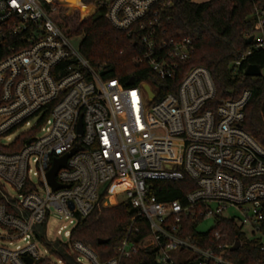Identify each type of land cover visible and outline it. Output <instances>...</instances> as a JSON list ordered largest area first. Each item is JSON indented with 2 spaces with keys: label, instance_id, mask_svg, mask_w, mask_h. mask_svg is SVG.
<instances>
[{
  "label": "built area",
  "instance_id": "built-area-1",
  "mask_svg": "<svg viewBox=\"0 0 264 264\" xmlns=\"http://www.w3.org/2000/svg\"><path fill=\"white\" fill-rule=\"evenodd\" d=\"M53 1L0 0V41L9 50L0 60V264H130L139 253L148 264H236L228 258L234 244L223 243L219 231L206 248L186 234V221L206 233L219 217L264 252V145L243 126L252 92L217 100L202 65L176 84L194 44L168 38L172 0H110L107 19L134 37L135 60L155 75L154 83L127 85L104 78L73 45L51 16ZM252 1L253 44L234 63V76L264 49V0ZM75 147L55 177L65 187L54 190L48 172ZM187 177L195 187L184 200L160 198L161 183ZM118 180L125 184L115 199L126 193L127 200L116 204L135 213L114 256L101 260L71 236L109 184L106 206ZM54 215L69 220L70 230L57 231L69 241L49 238ZM209 219L213 226L200 230Z\"/></svg>",
  "mask_w": 264,
  "mask_h": 264
},
{
  "label": "trees",
  "instance_id": "trees-1",
  "mask_svg": "<svg viewBox=\"0 0 264 264\" xmlns=\"http://www.w3.org/2000/svg\"><path fill=\"white\" fill-rule=\"evenodd\" d=\"M174 8L167 22V36L173 39L190 37L194 50L178 77L190 67H207L214 78L216 99H236L245 90L252 92L245 112L244 128L259 143L264 145V49L255 51L242 66V74L234 76V63L240 59L253 44L246 43L248 35L255 33V3L252 0H172ZM110 0H54L56 10L52 18L62 26L71 37H80V52L91 64L101 68L106 79H117L127 85L133 78L137 83H154L155 75L144 61H136V44L128 32L115 28L107 19L106 11ZM9 54L8 43L0 41V60ZM257 65L263 72L261 76L244 75L249 65ZM25 141V140H24ZM22 143V141H19ZM19 148V147H18ZM17 148V149H18ZM166 192L162 200H184L185 195L195 187V181L187 177L182 181L161 183ZM109 184L101 193L94 210L79 222L72 232V239L91 245L100 256L107 260L114 256L116 247L127 232L135 210L127 203L116 204L112 195L122 188L118 180L108 195ZM116 204V205H114ZM186 234L200 246L209 247L215 232L222 234V242L235 244L241 242L239 249L231 251L229 259L236 264H264V252L258 240H248L241 229L230 219L219 217L217 226L206 233L198 232L194 222L186 221ZM264 234V219L261 223ZM100 239L108 242L100 244ZM207 240V241H206ZM66 257L67 255L63 253ZM62 256V255H61ZM198 259V258H197ZM146 254L139 253L129 259L130 264H148ZM192 264H198L195 260ZM209 264H216L211 262Z\"/></svg>",
  "mask_w": 264,
  "mask_h": 264
},
{
  "label": "water",
  "instance_id": "water-1",
  "mask_svg": "<svg viewBox=\"0 0 264 264\" xmlns=\"http://www.w3.org/2000/svg\"><path fill=\"white\" fill-rule=\"evenodd\" d=\"M253 40V36H250L249 38L246 39V43H251ZM245 74L247 76H261L262 75V70L255 64H251L247 67ZM134 79L131 78L128 82V84H133L134 83ZM146 89L149 91L150 95L152 96L153 93L150 91L149 87L146 86ZM83 129H82V122H79V128H78V132L82 133ZM80 148L79 147H75L71 152L61 156V157H57L54 160L53 166L51 167V169L48 172V180L50 182V184L52 185L53 189H59L62 187H65L64 185L59 184L56 181V174L57 172L66 166L67 164V160L70 156H72L75 152H77ZM108 241L106 239H100L99 243L100 244H104L107 243ZM241 246V242L239 240H237L234 244V246L232 247V251L239 249ZM31 262V260H29Z\"/></svg>",
  "mask_w": 264,
  "mask_h": 264
},
{
  "label": "rangeland",
  "instance_id": "rangeland-1",
  "mask_svg": "<svg viewBox=\"0 0 264 264\" xmlns=\"http://www.w3.org/2000/svg\"><path fill=\"white\" fill-rule=\"evenodd\" d=\"M196 2H204V1H207V0H194ZM72 43L73 45H75L76 47H79L80 46V37L79 36H76V37H72ZM116 199L120 202H123V201H126L127 200V194L126 193H123V194H118L116 195ZM115 205V204H114ZM53 219L54 221L51 222L50 224V231H51V235L49 236L50 239H60V240H63V241H69V238L66 237L64 234H61V235H58L57 234V231L61 228H63L64 231L66 230H70L72 228V226L69 224V220L67 219H64L62 217H60L59 215H54L53 216ZM213 226V220L212 219H209V220H206L205 222H203L201 225H200V230L202 231H207L209 230L211 227ZM65 227V228H64ZM251 229L247 230V231H250ZM39 248L42 252H44V249L45 247L42 246V245H39ZM51 259H55L54 256H51L50 257ZM85 262V260H84Z\"/></svg>",
  "mask_w": 264,
  "mask_h": 264
},
{
  "label": "bare ground",
  "instance_id": "bare-ground-1",
  "mask_svg": "<svg viewBox=\"0 0 264 264\" xmlns=\"http://www.w3.org/2000/svg\"><path fill=\"white\" fill-rule=\"evenodd\" d=\"M121 184H122V187H123V185L125 184L124 180H121ZM121 189H122V188H121ZM121 189L116 190V191L113 193V195H112V199H113V200H116V199H115V193H117V192L120 191Z\"/></svg>",
  "mask_w": 264,
  "mask_h": 264
}]
</instances>
